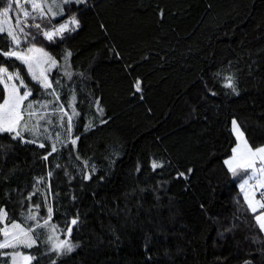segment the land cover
<instances>
[{"label": "trees", "instance_id": "16d2710c", "mask_svg": "<svg viewBox=\"0 0 264 264\" xmlns=\"http://www.w3.org/2000/svg\"><path fill=\"white\" fill-rule=\"evenodd\" d=\"M73 14L76 31L48 41L25 27L35 39L19 46L41 47L58 61L50 80L59 101L35 109L51 121L40 120L51 140L23 127L22 139L0 132V209L8 221L31 224L36 240L30 249H0V264H13L4 253L14 251L32 256L31 264H264V233L239 186L246 174L225 164L237 142L233 119L253 147L264 145V0H88L29 25L46 31ZM10 48L0 37V50ZM124 62L135 70L127 91ZM0 66L20 73L29 100H53L20 60L0 55ZM5 95L0 85V103ZM125 101L139 106L116 115ZM69 102L79 113L71 136L54 111L63 104L71 115ZM142 116L148 120L134 128ZM58 132L64 145L48 155ZM153 160L163 167L153 169ZM48 206L49 225L37 226ZM30 214L37 221L26 220ZM75 218L70 237L52 231ZM50 236L68 239L73 251H52Z\"/></svg>", "mask_w": 264, "mask_h": 264}, {"label": "snow or ice", "instance_id": "6c2138e0", "mask_svg": "<svg viewBox=\"0 0 264 264\" xmlns=\"http://www.w3.org/2000/svg\"><path fill=\"white\" fill-rule=\"evenodd\" d=\"M88 0H15V3L19 5V12L24 17L23 20L20 19L18 15L16 17L15 25L9 24L8 14L13 7L12 0H8L7 6L0 9V37H6L10 43L11 48L8 51L0 50V55L8 58H16L20 60L27 67L28 74L35 80L45 91L51 90L48 94L53 97L52 101L45 103H40L39 101H31L28 98L32 95L31 89L28 88L27 84L24 82L18 71L9 72L6 67L0 66V85H3L5 89V98L2 103H0V132L14 133V138H21L22 134L20 128L34 136L40 137L47 133V129L43 132L40 129V120H45L46 124H50L51 121L47 120V114H38L35 109L47 108L48 103H56L59 101V95L56 93L53 87L52 81L49 79L48 73L51 69L58 67V61L52 57L43 48H37L35 45L27 47L24 51H18L17 49L24 41L34 40L29 32L25 31V27L36 28L41 35H43L48 41H53L56 38H63L65 33H70L76 31L80 22L77 17L73 14L63 23L58 26H52L48 30H43L41 25L28 24V20H51L57 16H62L64 14V6L68 4H87ZM24 4L29 7L26 8ZM57 11H53V9ZM7 25V27H5ZM72 55L70 51L65 53V68H67L68 58ZM47 65V67H45ZM69 79L71 74L66 72ZM58 85L59 82L57 81ZM25 88L23 94L20 93V88ZM226 87L232 88L233 92H236V86L231 77L228 78ZM137 91H140V82L137 81L135 84ZM238 94V93H237ZM75 100V96H73ZM28 101L27 104L24 102ZM69 106L72 108V114L68 115L67 110L64 108L63 104H60L58 108L54 111L59 117V123L61 127L65 128V132L68 136H71L73 131V117L78 116L79 113L76 112L75 106L72 102H69ZM97 112L102 114L103 109L99 106V101L96 102ZM34 117H38L34 120ZM34 121L31 126L29 122ZM101 123H106V121L101 120ZM233 132L238 139L237 146L233 148V156L231 159L226 160L225 164L228 166L230 172L233 175H239L241 173L248 174V179H245L240 185L241 191L244 194V199L248 210L254 214V220L258 229L264 233V212L256 214L259 209H264V146H258L253 149L248 143L241 130L239 124L236 120L232 121ZM94 127L92 121L88 122L85 131L90 130ZM51 140V137H47ZM79 137H75L70 140L72 144H75ZM36 143V140L25 141ZM60 143L63 147L64 141L60 140V133H56V139L50 144V151L48 155H52L58 151L57 143ZM40 147H45L43 143L39 145ZM48 156L44 159L47 160ZM86 163V162H85ZM259 165V166H258ZM151 167L153 169L163 167V163L152 161ZM95 169L93 168V171ZM191 169H189V173ZM51 176V173H48ZM180 176H184V173H180ZM86 179H91V175H87ZM186 178V177H185ZM44 181V178H38V183ZM259 190L258 192L253 191V184ZM50 188V185H49ZM39 191V189H37ZM36 193L34 192L33 195ZM256 195L260 196L259 200L253 202ZM31 197H29L30 199ZM47 199V197H46ZM34 208L38 209L39 205H35ZM53 213V208L51 206L47 207L48 219L44 220L43 225H39L36 215H29L26 217L28 221H37V226H48ZM7 212L0 209V235H2L3 240L0 241V249L8 248H19L23 247L30 249L36 244V240L31 236L33 231L31 224H29L27 230L21 227L19 223L8 221ZM78 224V218L72 219L68 222V226L63 229H57L55 225H52V231H62L67 237L71 236L73 226ZM10 225V227H9ZM19 230V231H16ZM52 241V251L58 252L60 254L70 253L73 251L75 245L69 242L68 239L59 240L54 239L52 236L49 237ZM4 255L9 256L13 261V264H31L33 257L26 255L22 251H14L11 253L5 252Z\"/></svg>", "mask_w": 264, "mask_h": 264}, {"label": "rangeland", "instance_id": "374dc122", "mask_svg": "<svg viewBox=\"0 0 264 264\" xmlns=\"http://www.w3.org/2000/svg\"><path fill=\"white\" fill-rule=\"evenodd\" d=\"M21 3H24V0H21ZM24 6H25L26 8L29 7L27 4H24ZM18 15L20 16V19H21V20L24 19V17L22 16V14L19 12V5H17V4L15 3V0H13V7H12V9L10 10V12H9V14H8V22H9V24H13V25H15L16 17H17ZM65 20H66V19H65ZM65 20H62L61 22H59L58 25L61 24V23H63ZM29 21H30V19L28 20V24H29ZM58 25H57V26H58ZM5 27H7V25H5ZM47 30H48V29H47ZM25 31H26V30H25ZM69 42H70V41H69ZM20 46H22V43H21ZM35 47H37V48H41V47H38V46H35ZM26 48H27V46H26ZM26 48H18L17 50H18V51H24ZM122 64H123V66H122L121 69H119V71L124 73V77H125V78H124V88H125V91H127V90H129V88H130V85H131L132 80L135 82V79H134V76H135V70H131V69H129V68L127 67V63H125V62L122 63ZM45 67H47V65H45ZM53 69H54V68H53ZM53 69H51V70L49 71V73H48L49 79H50V74H51V72L53 71ZM8 71H9V72H15V71H10V70H8ZM107 81H108V80H106L105 83H107ZM167 89H168V87H166V90H167ZM107 91H108V88H107ZM20 93L23 94V91L21 90V88H20ZM155 97H156V95H155ZM141 101H143L144 103H147V102H148V101H146V100H141ZM141 101H140V102H141ZM116 102H117L118 104H119V103H120V104H123V103L118 102V101H116ZM125 102H126V101H125ZM126 103H127V107H125V106L121 107V109H120L118 112H115L116 115H118L119 113H122V112H126V111H127L128 109H130V108L135 109L137 106H139V103H137V102L127 101ZM120 104H119V105H120ZM125 114H126V113H125ZM138 116H139V118H140V115H138ZM141 118H142V121L140 120L141 123H140V124H136L134 128H136V127H138V126H140V125L146 123V121L148 120L146 117L144 118V116H142ZM129 119H130L129 122L132 121V120H134L133 116H132V118H129ZM233 120H236L237 123L239 124V126H240L241 130L243 131L244 136H245V138H246V140H247V143H248L253 149H255L256 147H253V146L249 143V141H248V139H247V137H246V134H245V130L243 129V127L241 126V124L239 123V121H238L237 119H233ZM132 123H133V122H132ZM232 129H233V125H232ZM235 136H236V135H235ZM236 139H237V137H236ZM238 142H239V141H238V139H237V142H236V145L234 146V148L237 146V143H238ZM262 146H264V145H262ZM232 156H233V151H232L231 155L228 156V157L226 158V160L231 159ZM226 160H225V161H226ZM258 166H259V165H258ZM245 179H248V174H246L244 177L241 178V180L239 181V186L243 183V181H244ZM250 183L253 184V191L258 192V189L255 187V183H254V182H250ZM243 195H244V194H243ZM250 198L253 199V202H255L256 200H259L258 195L254 196V197H250ZM3 210H5V209H3ZM260 212H264V210L259 209L258 212H257L256 214H260ZM16 223H19V222H16ZM19 224H20V223H19ZM20 225H21L22 228H24L25 230H27V228H25L22 224H20ZM9 227H10V225H9ZM16 231H19V230H16ZM31 236L34 238V236H33L32 233H31ZM34 239H35V238H34ZM2 240H3V237H2V239H1L0 241H2Z\"/></svg>", "mask_w": 264, "mask_h": 264}, {"label": "built area", "instance_id": "2783aa9c", "mask_svg": "<svg viewBox=\"0 0 264 264\" xmlns=\"http://www.w3.org/2000/svg\"><path fill=\"white\" fill-rule=\"evenodd\" d=\"M259 191V190H258ZM258 198L260 199V196L258 195ZM261 210H264V209H261Z\"/></svg>", "mask_w": 264, "mask_h": 264}, {"label": "crops", "instance_id": "0c3cea01", "mask_svg": "<svg viewBox=\"0 0 264 264\" xmlns=\"http://www.w3.org/2000/svg\"><path fill=\"white\" fill-rule=\"evenodd\" d=\"M69 41H71V39Z\"/></svg>", "mask_w": 264, "mask_h": 264}]
</instances>
